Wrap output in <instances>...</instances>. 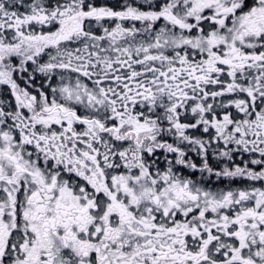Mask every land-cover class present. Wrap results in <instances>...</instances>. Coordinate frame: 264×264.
<instances>
[{"label": "snow or ice", "instance_id": "6c2138e0", "mask_svg": "<svg viewBox=\"0 0 264 264\" xmlns=\"http://www.w3.org/2000/svg\"><path fill=\"white\" fill-rule=\"evenodd\" d=\"M0 264H264V0H0Z\"/></svg>", "mask_w": 264, "mask_h": 264}]
</instances>
